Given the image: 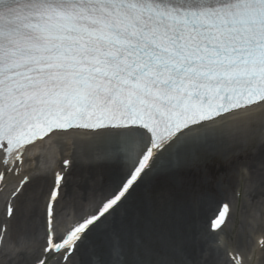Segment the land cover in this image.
I'll return each instance as SVG.
<instances>
[{"label": "snow or ice", "instance_id": "obj_1", "mask_svg": "<svg viewBox=\"0 0 264 264\" xmlns=\"http://www.w3.org/2000/svg\"><path fill=\"white\" fill-rule=\"evenodd\" d=\"M258 128L264 0H0V264H175L148 245L126 249L115 232L102 254L90 237L173 157ZM108 135L138 147L99 198L64 191L68 159L57 171L31 155L62 137ZM50 168L39 230L17 239L9 225ZM232 215L223 203L202 264H264V233L230 239Z\"/></svg>", "mask_w": 264, "mask_h": 264}, {"label": "bare ground", "instance_id": "obj_2", "mask_svg": "<svg viewBox=\"0 0 264 264\" xmlns=\"http://www.w3.org/2000/svg\"><path fill=\"white\" fill-rule=\"evenodd\" d=\"M137 147L115 135L62 137L35 149L31 155L37 166L49 163L57 171L63 167V160L68 159L64 191L69 197L83 196L87 200L103 189L101 182L107 177L127 171ZM55 157L53 164L51 159ZM215 161L221 165L215 168H222L216 177L209 173ZM262 163L264 128L241 133L239 138L225 136L193 146L178 160L173 157L165 171L153 174L117 213L114 225L90 237V244L97 252L106 254L115 232L121 244L133 252L139 249L143 253V245H148L160 259L174 260L175 264L195 259L202 264L206 259L202 255V242L210 236V219L223 200L233 198L236 181L239 180L237 186L243 187L245 200L251 207L264 213ZM51 168L44 180L33 185L25 198L24 211L9 225L17 239L39 230L45 194L54 180ZM246 168L253 169L250 178L242 172ZM206 192L219 194L221 199L212 204Z\"/></svg>", "mask_w": 264, "mask_h": 264}, {"label": "rangeland", "instance_id": "obj_3", "mask_svg": "<svg viewBox=\"0 0 264 264\" xmlns=\"http://www.w3.org/2000/svg\"><path fill=\"white\" fill-rule=\"evenodd\" d=\"M56 159L57 158L55 157V158H52L51 160L52 162L53 161L55 162ZM217 164L220 165L219 162L215 161L213 164H211L210 169H209L210 175H213L215 177L222 171V168L220 169L215 168ZM46 165H49V163H46ZM109 180H110V177L109 178L107 177L103 182H101V185L103 186V188L106 186ZM238 183H239V180L235 182V188L232 192V196L234 192L238 190V186H237ZM241 189H243V187H241ZM205 194L206 195L208 194L209 201L212 204H215L221 199L219 194H214V192L212 193L206 192ZM99 195H100V191L96 193L97 198H99ZM244 196L245 195L242 191V196H241L239 205L236 203V201H234L233 198H228L226 200H223L225 201L224 203H230L233 205L232 220L230 221L229 227L226 230V232H227L228 237L234 241H242L243 238L245 237L251 238L253 234L264 233V213L260 211L259 209H257V207L255 208L253 206L251 207L250 202L249 201L247 202ZM211 214H213V212Z\"/></svg>", "mask_w": 264, "mask_h": 264}]
</instances>
